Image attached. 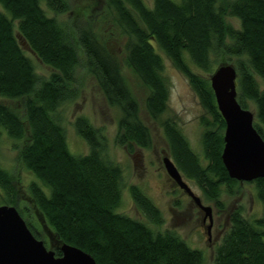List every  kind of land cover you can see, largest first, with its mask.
<instances>
[{
  "label": "trees",
  "instance_id": "trees-1",
  "mask_svg": "<svg viewBox=\"0 0 264 264\" xmlns=\"http://www.w3.org/2000/svg\"><path fill=\"white\" fill-rule=\"evenodd\" d=\"M0 96L24 97V119L0 102V138L27 140L20 147L22 163L39 181L27 185L31 200L59 242L89 252L98 264H203L201 249L190 246L175 230L160 229L159 207L137 184L130 195L147 221L118 211L122 196V168L106 154V137L87 116L74 118L76 132L87 142L86 152L70 151L64 126L57 115L60 105L74 100L72 84L81 50L107 101L118 106L116 141L129 151L133 144L148 147V126L138 117L137 102L121 71L120 60L96 31L87 25L69 27L55 14L68 10L66 0H0ZM54 12L48 15L42 3ZM126 34L124 49L131 68L151 91L146 97L150 114L166 109L169 83L164 57L187 77L200 102L211 115L203 118V155L193 150L176 122L159 119L167 153L183 178L196 183L219 206L223 191L234 192L239 180L228 175L221 159L224 118L218 110L209 75L220 63L237 70V100L254 107L253 124L264 139V0H106ZM226 15L239 19L236 27ZM14 26L31 50L52 70L42 76L23 51ZM250 109V108H249ZM25 120V121H24ZM262 205L257 217L242 207L229 213V227L215 245L214 264H264V176L253 180ZM0 204H14L38 238V227L18 206V190L11 172L0 165ZM43 239V238H41ZM46 244L45 240L43 239ZM47 245V244H46ZM61 253L59 245L52 248Z\"/></svg>",
  "mask_w": 264,
  "mask_h": 264
},
{
  "label": "rangeland",
  "instance_id": "rangeland-1",
  "mask_svg": "<svg viewBox=\"0 0 264 264\" xmlns=\"http://www.w3.org/2000/svg\"><path fill=\"white\" fill-rule=\"evenodd\" d=\"M66 1L69 4L68 10L58 14L49 10L44 2L42 6L48 15L55 14L58 20L63 21L69 27L75 42L76 33L73 26L87 25L93 28L108 47L114 51L120 60L122 77L137 102L138 117L148 126L151 136V144L148 147L133 144L131 151L127 149L125 144L116 141L120 110L118 106L107 101L95 76L86 69L83 54L79 50L80 65L76 69V80L72 84L77 88L78 95L74 100L66 101L60 105L57 112L60 122L64 126L70 151L82 153L88 150L87 142L76 132L73 124L74 118L83 114L94 126L101 128L106 137L107 156L122 168V196L117 210L147 221L137 209L129 192L131 184L139 185L161 210L163 223L159 228L175 230L190 246L203 251L205 256L203 264H214V248L229 227L231 210L240 206L244 215L250 218L260 216L262 213V205L255 193L253 182L238 181L234 185L233 193L223 191L220 195L223 205L219 206L214 199L206 198L196 183L185 178L194 192L201 197L202 202L212 207L213 221L208 237L206 232L208 219L205 220V224L202 223L203 211L176 184L164 168L162 156L164 151L168 150V146L159 119L172 118L188 139L193 150L202 156L201 133L204 128L202 120L203 118H211V115L200 102L187 77L159 50L164 57V74L169 83V96L166 109L158 118L153 117L146 107V97L151 88L128 64L124 49L126 34L116 21L106 0ZM145 1L150 5L152 3V0ZM0 10L9 15V11L1 2ZM225 18L234 26H239L237 17L226 15ZM14 28L19 44L32 59L36 72L42 76H48L52 68L37 57L18 33L16 26ZM0 102L15 108L24 119V97L0 96ZM249 108L254 110L252 104L249 105ZM25 125L27 131L23 139L13 140L6 134H2L0 138V165L9 170L13 176V181L18 190L17 205L24 207L25 216L34 220L40 237L45 240L46 246L52 249L60 242L51 228L43 221L40 211L34 205L27 190L30 181L39 180L21 161L19 146L27 140L28 135L26 122ZM13 142L20 145L14 147ZM150 222H148L150 225L159 229Z\"/></svg>",
  "mask_w": 264,
  "mask_h": 264
},
{
  "label": "water",
  "instance_id": "water-1",
  "mask_svg": "<svg viewBox=\"0 0 264 264\" xmlns=\"http://www.w3.org/2000/svg\"><path fill=\"white\" fill-rule=\"evenodd\" d=\"M237 70L232 63H220L209 75L216 104L225 126L221 159L230 177L250 181L264 176V139L255 128L254 112L237 100ZM162 163L168 175L203 211L208 219L206 232L210 236L212 207L202 202L167 151ZM61 253L48 248L43 239L34 235L16 205L0 204V264H98L86 250L62 241Z\"/></svg>",
  "mask_w": 264,
  "mask_h": 264
},
{
  "label": "flooded vegetation",
  "instance_id": "flooded-vegetation-1",
  "mask_svg": "<svg viewBox=\"0 0 264 264\" xmlns=\"http://www.w3.org/2000/svg\"><path fill=\"white\" fill-rule=\"evenodd\" d=\"M202 223L205 224V220L203 219V217H202Z\"/></svg>",
  "mask_w": 264,
  "mask_h": 264
}]
</instances>
